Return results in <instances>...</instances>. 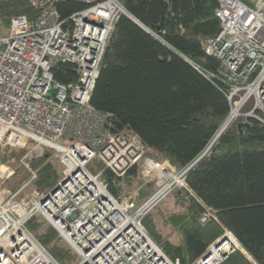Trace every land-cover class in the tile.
Masks as SVG:
<instances>
[{
  "label": "built area",
  "instance_id": "2783aa9c",
  "mask_svg": "<svg viewBox=\"0 0 264 264\" xmlns=\"http://www.w3.org/2000/svg\"><path fill=\"white\" fill-rule=\"evenodd\" d=\"M27 1L35 17L15 16L0 29V264H61L29 229L35 216L56 230L77 264H181L152 239L143 221L186 187L189 170L232 123L254 118L264 124V0H218L220 29L205 51L219 62L230 112L204 153L182 169L145 159L140 138L113 132L110 116L91 104L115 21L120 14L131 17L121 0ZM69 2L83 7L62 19L59 6ZM58 62L75 66V81L56 79ZM37 148L47 153V163L62 167L60 181L47 193L35 184L31 159ZM6 155L28 173L19 187L15 170L2 162ZM144 159V174L156 175L155 192L139 205L112 193L103 170L121 178ZM96 160L104 169L93 172ZM227 241L194 264L223 262L238 248L226 247Z\"/></svg>",
  "mask_w": 264,
  "mask_h": 264
},
{
  "label": "trees",
  "instance_id": "16d2710c",
  "mask_svg": "<svg viewBox=\"0 0 264 264\" xmlns=\"http://www.w3.org/2000/svg\"><path fill=\"white\" fill-rule=\"evenodd\" d=\"M121 2L131 17L120 14L115 21L91 104L110 116L113 132L139 137L145 156L182 169L204 153L230 112L219 62L205 51L220 29L218 0ZM82 7L62 3L59 13L70 19ZM28 14L35 17L36 11L27 0H0V29L6 30L13 17ZM53 71L61 82L76 80L73 64L58 62ZM48 158L45 153L31 162L38 174L35 184L44 193L61 179V167L47 163ZM10 159L4 156L2 162ZM90 169L104 168L95 162ZM138 172L134 166L126 176ZM101 177L119 195L121 178L110 170ZM186 183L174 192L181 212L168 217L180 232V244L164 239L151 212L144 218L163 251L181 264H194L229 231L243 251L237 248L221 264H264V124L250 118L241 130L238 123L230 126L189 170ZM207 213L215 218L202 222ZM38 217L29 221V229L61 264H77L56 230Z\"/></svg>",
  "mask_w": 264,
  "mask_h": 264
},
{
  "label": "rangeland",
  "instance_id": "374dc122",
  "mask_svg": "<svg viewBox=\"0 0 264 264\" xmlns=\"http://www.w3.org/2000/svg\"><path fill=\"white\" fill-rule=\"evenodd\" d=\"M239 120L235 121L230 126H232L233 124L239 123L240 122ZM33 151L34 152L37 151V153L32 156L31 162H33V159L36 160L41 155H44L45 154V152L43 150H39V148H37V149H35ZM10 157H11V159H10L9 163H6L5 162V164L7 166H9L10 168H12V169L15 170V176L13 177L14 178L13 181H14V184H16V187H19L25 180H28V178H27L28 173H27V171H25L23 169V167L17 161H15L14 158H12V156H10ZM144 157H145V159L150 158L148 156H144ZM145 159L142 160L137 165V168H138V171H139L137 173L138 175L130 174L131 176H129V177L126 176V175L124 177H121V180H120L121 191H120L119 195H116L115 194L116 196H120V197H123V198L124 197H131L132 199H134L135 203L139 205V204H141L144 200H146L149 196H151L155 192V190L157 189L156 180H155L156 179V175L153 174V175H150V176L149 175L146 176L144 174L142 166L144 164ZM95 162L96 163H99L97 160ZM159 162H162L164 164L169 163L168 164L169 165V168L170 169L174 168V166L168 160H163V161H159ZM55 164H58L61 167V165L58 162H55ZM31 166H32V163H31ZM95 167L98 168L97 165H95ZM61 170H62V167H61ZM126 178H128V179H126ZM130 180H131V182L128 183V181H130ZM181 189H183V187H181L180 190ZM174 192H172L171 194H169L168 197L165 200H163L159 205H157V207H155L151 211V213H152V219H153V222H154V224L156 226V229L164 237V239H169L174 244H180L181 243V240H182L181 235H180V232H179V230H177L176 228H174L172 226V224L168 220V217H169L170 214L180 213L181 210H182V208H180L179 204L177 203L178 197L176 196V194ZM207 215H209L208 216V220L210 218H215V217H213V215L211 213H207ZM38 219L41 220V221H43L42 222L43 223L42 225L49 224V223L45 222L41 217H38ZM228 234L234 235L233 233H231V232L228 231V232H225L218 239H221L224 235H227L228 236ZM218 239H216V241ZM61 240H62V238H61ZM216 241H214L213 243H211V245L209 246V248H211L215 244ZM227 242L228 243H226V247H231V244L232 243H230L229 241H227ZM61 243H63L67 247H69L68 244L64 240H62ZM238 249H241L242 250V248L240 247V244L238 245ZM233 252H231V253H233ZM249 259H251L250 256H249ZM77 262H78V258H77Z\"/></svg>",
  "mask_w": 264,
  "mask_h": 264
},
{
  "label": "water",
  "instance_id": "95a60500",
  "mask_svg": "<svg viewBox=\"0 0 264 264\" xmlns=\"http://www.w3.org/2000/svg\"><path fill=\"white\" fill-rule=\"evenodd\" d=\"M246 125V123H244V122H239L238 123V128L241 130L242 129V127L243 126H245ZM202 157H200L199 159H198V161L201 159ZM197 161V162H198ZM57 190V188H55L54 190H53V192H55ZM237 239V238H236ZM228 239H227V235H224L221 239H218L216 242H215V246L216 247H219L221 244H223L225 241H227ZM237 241H238V239H237ZM238 243H239V241H238ZM209 255H210V251H208V252H206L204 255H203V260H206L208 257H209Z\"/></svg>",
  "mask_w": 264,
  "mask_h": 264
},
{
  "label": "bare ground",
  "instance_id": "6f19581e",
  "mask_svg": "<svg viewBox=\"0 0 264 264\" xmlns=\"http://www.w3.org/2000/svg\"><path fill=\"white\" fill-rule=\"evenodd\" d=\"M236 115L237 114V111H236V108L233 110V112H232V115ZM227 239H228V241L230 242V243H232V244H234V245H236V246H238L239 244H238V241H237V239L234 237V235H230V234H228V236H227Z\"/></svg>",
  "mask_w": 264,
  "mask_h": 264
}]
</instances>
